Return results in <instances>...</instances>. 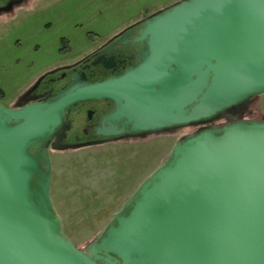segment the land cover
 <instances>
[{"label":"water","instance_id":"obj_1","mask_svg":"<svg viewBox=\"0 0 264 264\" xmlns=\"http://www.w3.org/2000/svg\"><path fill=\"white\" fill-rule=\"evenodd\" d=\"M138 34L120 75L0 104V264H264V118L181 136L83 248L65 235L47 146L72 103H115L103 135H154L264 93V0H180Z\"/></svg>","mask_w":264,"mask_h":264},{"label":"rangeland","instance_id":"obj_2","mask_svg":"<svg viewBox=\"0 0 264 264\" xmlns=\"http://www.w3.org/2000/svg\"><path fill=\"white\" fill-rule=\"evenodd\" d=\"M104 1H96L104 4V14H99L97 9L101 6H94L93 0H39L38 5L29 4L30 7L19 10L16 21H1L0 81L7 96L13 98L34 76L58 64L52 61L59 59L56 47L60 35L78 34V43L71 48V55H79L80 45L86 43L82 39L85 35L91 37L87 42L93 44L112 29L180 0H112L113 9L106 7L107 1ZM80 2L84 3L82 7ZM46 23L53 25L49 32L43 28ZM75 23L79 24L77 28ZM33 45L39 47L32 56L28 52ZM31 57L32 63L23 61ZM16 58L21 62L15 64ZM246 114L264 118V93L250 101ZM193 131V127H185L152 135L141 143L126 141L67 153L52 152L51 198L62 219L65 235L83 248L140 180L166 156L175 141Z\"/></svg>","mask_w":264,"mask_h":264},{"label":"flooded vegetation","instance_id":"obj_3","mask_svg":"<svg viewBox=\"0 0 264 264\" xmlns=\"http://www.w3.org/2000/svg\"><path fill=\"white\" fill-rule=\"evenodd\" d=\"M38 1L0 0V22L16 21L19 10L30 7L29 4L38 5ZM93 1L95 2L94 6L97 8H99V5L101 6V9H97L99 10L98 13L101 14L102 12L104 14L103 2L97 3V0ZM106 1V7L113 9L114 4L112 0H105L104 2ZM83 4V2H80V7ZM147 17L112 29V31L103 37L97 38L95 36L97 39L93 44H91V41L87 42L91 37L85 35L82 39L86 43L80 45L82 49L79 55H71V48L75 47L78 43V34L73 32L71 36L66 35V37L60 35L61 40L56 47L59 59L52 61L58 64H52V67L34 76L29 85L13 98L7 96L0 81V104L5 107L15 108L38 101H52L60 91L67 88L74 81V76L83 75L85 78L84 83L90 84L120 75L137 64L139 52L143 49L144 45L136 41V38L139 36L138 32ZM23 19L18 21L19 25H21L20 23H22L21 20ZM78 26L79 24L75 23L74 27L77 28ZM43 28L49 32L53 28V25L46 23ZM90 34L89 32L88 35ZM38 47L39 45H33L28 53L33 56L35 52L37 53ZM32 60H34L33 57L23 59L26 64L32 63ZM19 62H21L19 58L14 59L15 64ZM248 107L249 104L244 106L238 105L231 110L205 119L197 125L190 126L194 128L192 133L202 131L214 125H222L226 122L252 119V117L246 114ZM114 109L115 103L111 99L106 98L86 99L72 103L66 108L63 123L56 127L55 135L47 146L51 159L52 152L67 153L83 148L126 141L141 143L152 136L141 132L131 133L128 130L117 135H103L101 130L109 126L105 117L113 112ZM111 123L116 124L118 128L121 126L116 121H111ZM161 134L163 132L154 135Z\"/></svg>","mask_w":264,"mask_h":264}]
</instances>
